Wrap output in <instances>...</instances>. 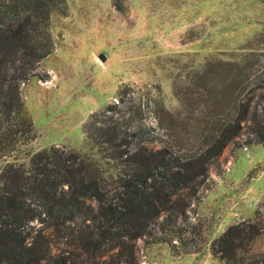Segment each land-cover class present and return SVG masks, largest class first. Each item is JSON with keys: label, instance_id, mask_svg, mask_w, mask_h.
Returning <instances> with one entry per match:
<instances>
[{"label": "trees", "instance_id": "16d2710c", "mask_svg": "<svg viewBox=\"0 0 264 264\" xmlns=\"http://www.w3.org/2000/svg\"><path fill=\"white\" fill-rule=\"evenodd\" d=\"M65 10L66 0H0V264H138L139 239L189 253L186 212L211 162L228 146H264V62L233 66L222 86L232 89L230 106L192 111L188 144L149 139L138 119L144 104L124 87L83 126L107 169L56 146L22 158L35 137L22 89L47 81L38 68L53 50L50 19ZM262 230L256 219L231 225L209 253L223 264H264V251L252 250Z\"/></svg>", "mask_w": 264, "mask_h": 264}, {"label": "rangeland", "instance_id": "374dc122", "mask_svg": "<svg viewBox=\"0 0 264 264\" xmlns=\"http://www.w3.org/2000/svg\"><path fill=\"white\" fill-rule=\"evenodd\" d=\"M50 34L53 50L38 68L47 81L32 78L22 89L35 137L19 156L56 146L93 155L107 169L85 144L89 117L127 87L144 104L138 119L151 127L149 139L190 142L187 131L198 122L192 111L230 106L232 89L222 86L230 85L233 66L264 62V2L66 0L65 12L51 16ZM197 187L198 201L186 212L190 252L139 239L138 264H223L209 243L253 219L263 230L252 250L264 251V146L226 147Z\"/></svg>", "mask_w": 264, "mask_h": 264}, {"label": "water", "instance_id": "95a60500", "mask_svg": "<svg viewBox=\"0 0 264 264\" xmlns=\"http://www.w3.org/2000/svg\"><path fill=\"white\" fill-rule=\"evenodd\" d=\"M100 59H101V60H104V57H103L102 55H100Z\"/></svg>", "mask_w": 264, "mask_h": 264}]
</instances>
